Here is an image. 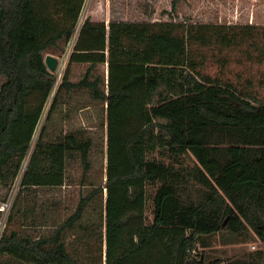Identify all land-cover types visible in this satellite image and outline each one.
I'll use <instances>...</instances> for the list:
<instances>
[{
	"label": "trees",
	"instance_id": "trees-1",
	"mask_svg": "<svg viewBox=\"0 0 264 264\" xmlns=\"http://www.w3.org/2000/svg\"><path fill=\"white\" fill-rule=\"evenodd\" d=\"M84 2L0 0V187L7 194L56 83L45 58L62 45L65 53ZM257 27L86 19L47 121L63 93L82 90L106 105V183L81 198L52 234L5 231L0 264H103L104 245L105 264H264V28ZM196 44L243 52L260 67L257 83L204 75ZM73 65L87 66L78 82L69 79ZM99 66L107 67L106 78ZM43 136L7 227L34 212L19 209L24 192L64 186L70 155L78 153L90 170L87 135L75 131L52 143ZM104 190L105 209L91 221L88 210ZM68 232L95 255H73ZM252 236L262 249L244 259H213L200 250Z\"/></svg>",
	"mask_w": 264,
	"mask_h": 264
},
{
	"label": "rangeland",
	"instance_id": "rangeland-1",
	"mask_svg": "<svg viewBox=\"0 0 264 264\" xmlns=\"http://www.w3.org/2000/svg\"><path fill=\"white\" fill-rule=\"evenodd\" d=\"M174 0H85L80 17L83 20L90 19L93 22H103L108 25L112 21L128 22H175L185 24H228V25H256L260 30L264 28V0H179L173 6ZM78 23V22H77ZM77 25V24H76ZM197 45V44H196ZM62 48V49H61ZM61 50L56 52L58 58V70L55 74L59 80L48 100L44 114L33 137L31 149L26 161L34 146L44 132V141L48 143L56 142L58 138L72 132H81L92 140V149L89 155L90 170L86 173L80 155L73 153L67 158L66 179L62 187L55 188H30L24 192L23 203L19 209L23 211L28 208L34 210L23 221L19 216L6 231L17 230L20 234L37 236L39 234H52L55 226L72 216L81 198L90 194L95 188L104 186L107 175V113L106 105L93 101L87 92L79 90L67 96L65 93L58 100V105L47 121L48 112L55 93L57 92L61 78L67 68L65 53ZM197 52L205 59L199 68L204 75L219 77L221 80L236 82V76L241 77L240 83L255 78L259 66L255 61H249L247 56L233 48H221L215 45L207 47L195 46ZM54 56V55H53ZM225 60V62H223ZM86 65H73L71 67L69 79L71 82H78L86 71ZM264 70V67H262ZM98 72L107 77V67L99 66ZM262 95V90H259ZM16 184V181L13 184ZM11 190V189H10ZM7 195V190L0 187V200ZM107 201V191L102 195H97L94 204L88 210L86 218L97 221L100 216V208L105 209ZM21 203V201H20ZM45 212V218H41ZM146 217L152 219V202H148ZM23 221V222H22ZM24 224L22 226L21 224ZM36 224L38 226L36 227ZM66 244L73 255L82 260H87L95 252L90 253L87 248L80 245L75 239L74 232L66 234ZM262 249V245L255 237H249L247 241L239 244L215 243L211 249H200L206 255L221 260L244 259L249 254ZM77 250V252H76ZM105 245L103 246V264H105ZM9 260V258H6ZM11 264L18 262L10 259Z\"/></svg>",
	"mask_w": 264,
	"mask_h": 264
},
{
	"label": "built area",
	"instance_id": "built-area-1",
	"mask_svg": "<svg viewBox=\"0 0 264 264\" xmlns=\"http://www.w3.org/2000/svg\"><path fill=\"white\" fill-rule=\"evenodd\" d=\"M84 22H85V20H83L82 18H79L78 23L75 27L74 33L66 45L65 58H64L65 61H69V57L73 51V48L76 44V41H77L79 33H80V29H81L82 25L84 24ZM60 66H61V63L58 65V67H60ZM57 70H58V68H57ZM56 76H57V79H56L55 86L59 80V76L57 74H56ZM60 82H61V80H60ZM55 86H54V88H55ZM53 91H52V93H53ZM25 170H26V165H25V163H23L20 174H19L18 178L16 179V184L14 185V187L12 186L11 190L8 192V194L6 195L4 200H0V240L2 239L4 233L7 229L8 221H9L11 212L13 210V206L15 203L17 193L20 189V182H21V179H22V176H23Z\"/></svg>",
	"mask_w": 264,
	"mask_h": 264
},
{
	"label": "water",
	"instance_id": "water-1",
	"mask_svg": "<svg viewBox=\"0 0 264 264\" xmlns=\"http://www.w3.org/2000/svg\"><path fill=\"white\" fill-rule=\"evenodd\" d=\"M45 64L51 73H55L59 65V60L53 55H47L45 58Z\"/></svg>",
	"mask_w": 264,
	"mask_h": 264
},
{
	"label": "crops",
	"instance_id": "crops-1",
	"mask_svg": "<svg viewBox=\"0 0 264 264\" xmlns=\"http://www.w3.org/2000/svg\"><path fill=\"white\" fill-rule=\"evenodd\" d=\"M103 22H105V21H103ZM109 23V22H108ZM253 25V24H252ZM256 26V25H255Z\"/></svg>",
	"mask_w": 264,
	"mask_h": 264
}]
</instances>
